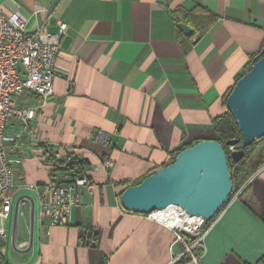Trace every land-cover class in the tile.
I'll use <instances>...</instances> for the list:
<instances>
[{"label":"crops","instance_id":"crops-1","mask_svg":"<svg viewBox=\"0 0 264 264\" xmlns=\"http://www.w3.org/2000/svg\"><path fill=\"white\" fill-rule=\"evenodd\" d=\"M0 7L23 14L31 30L68 26L54 71L60 105L40 114V134L83 157L95 186L68 226H52L40 204L50 166L26 162L3 222L0 264H264V167L245 199L219 215L197 262L173 230L121 205L126 188L176 151L216 139L227 94L264 46V0H0ZM201 8L218 17L194 43L198 36L178 25ZM99 132L105 143L95 141ZM103 158L115 166L97 170Z\"/></svg>","mask_w":264,"mask_h":264},{"label":"built area","instance_id":"built-area-1","mask_svg":"<svg viewBox=\"0 0 264 264\" xmlns=\"http://www.w3.org/2000/svg\"><path fill=\"white\" fill-rule=\"evenodd\" d=\"M67 32L68 26L64 23L60 24L57 34H50L46 26L31 30L28 28V19L23 14L7 15L0 7L1 238L5 237L3 222L11 213L12 191L17 186L18 177L26 162L40 159L44 165L49 166L44 157L47 151L63 163L76 158L83 159L59 144L48 143L40 134L42 113L52 104L60 105L58 100H54V71L62 50V40ZM107 140L105 132H99L95 136L98 143H105ZM239 148L230 147V151ZM114 166L115 163L110 158H103L95 164L97 170H110ZM83 170L85 175L70 184L50 182L47 194L40 199L42 220L49 221L52 226L70 224L75 207L81 204L82 193L92 195L95 192V186L88 178L87 163L83 165ZM256 175L257 173L250 177L227 205L238 199ZM220 214L210 223L202 216L188 214L180 206H170L145 216L173 230L176 242L184 244L185 254H190L197 262L199 257L195 256V251L201 250V255L206 254V236Z\"/></svg>","mask_w":264,"mask_h":264},{"label":"water","instance_id":"water-1","mask_svg":"<svg viewBox=\"0 0 264 264\" xmlns=\"http://www.w3.org/2000/svg\"><path fill=\"white\" fill-rule=\"evenodd\" d=\"M178 28L185 36L193 34L188 24L181 23ZM200 39L198 36L194 43ZM226 107L242 134V139L227 142L229 148L240 147L230 153L231 160L238 164L244 159L246 149L264 138V46L251 70L233 87ZM228 162L227 153L218 141L203 140L177 154L172 163L139 184L126 188L121 195L122 208L130 213L148 215L170 206H180L188 214L202 216L211 222L234 192ZM82 237L87 245L91 244V232H84Z\"/></svg>","mask_w":264,"mask_h":264},{"label":"trees","instance_id":"trees-1","mask_svg":"<svg viewBox=\"0 0 264 264\" xmlns=\"http://www.w3.org/2000/svg\"><path fill=\"white\" fill-rule=\"evenodd\" d=\"M204 10V8H201L203 14H192L188 18V25L193 29V34L191 37L204 36L211 30V28L217 21L218 16L216 14ZM253 64L241 76L238 77L237 82L247 72L251 70ZM232 90L233 88L229 91L227 97L231 94ZM213 128L216 133L215 140L218 141L224 147L229 160L228 165L231 173V179L234 183V192L229 198L230 201L234 197V195H236L240 191V189L246 184L250 177L264 167V156H259L258 159L252 165L248 163V159L250 156L249 153L251 152L253 147L264 138L261 140H257L250 148H247L244 159L238 164H235L230 158L231 151L230 148L227 146V142L231 140L242 139V134L236 124L234 117L229 111H227V113H225L223 116L214 120ZM186 148L187 147L185 146L176 151L174 153V157L166 165L172 163L177 154H179ZM44 157L51 168L50 177L52 183L70 184L74 182L76 178H82L85 175L83 165L86 164V161L81 158H76L71 162L63 163L59 160H56V158H54L48 151L44 153ZM249 190L250 185L247 186L245 190L240 194L238 200L243 201L246 195L248 194Z\"/></svg>","mask_w":264,"mask_h":264},{"label":"rangeland","instance_id":"rangeland-1","mask_svg":"<svg viewBox=\"0 0 264 264\" xmlns=\"http://www.w3.org/2000/svg\"><path fill=\"white\" fill-rule=\"evenodd\" d=\"M261 140V139H260ZM249 161L250 165L254 164V162L258 159L259 156H264V139L259 141L249 153Z\"/></svg>","mask_w":264,"mask_h":264}]
</instances>
